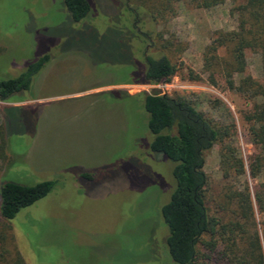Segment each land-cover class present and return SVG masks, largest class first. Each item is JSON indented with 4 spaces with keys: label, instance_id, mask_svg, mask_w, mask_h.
<instances>
[{
    "label": "rangeland",
    "instance_id": "obj_1",
    "mask_svg": "<svg viewBox=\"0 0 264 264\" xmlns=\"http://www.w3.org/2000/svg\"><path fill=\"white\" fill-rule=\"evenodd\" d=\"M88 2L93 13L81 25L71 20L63 0H0V79L16 77L28 63L50 55L32 89L14 98L22 102H0L7 135L0 184L57 181L46 197L13 220L0 216V264H9L15 253L26 264H175L161 217L175 188L174 164L151 152L142 101L127 100L126 94L184 96L217 126L234 125V144L246 170L241 182L253 187L264 181V175L254 180L249 174L250 158L258 153L244 116L252 101L229 89L221 66L205 63L216 33L237 29L234 4L205 9L180 0L158 23L143 15L141 31L152 28L158 47L163 42L157 35L163 32L178 67L170 83L150 85L117 84L141 63L142 43L133 26L140 19V2ZM150 47L147 54L159 52ZM217 55L227 56L226 48ZM245 56V75L264 85L260 53L246 50ZM231 77L237 86L240 76ZM219 151L214 144L205 153L209 202L222 190ZM208 208L216 215L212 202ZM254 218L261 234V217L256 212ZM253 231L248 228L249 235ZM223 239L216 237L213 250L199 245L201 263L221 264Z\"/></svg>",
    "mask_w": 264,
    "mask_h": 264
},
{
    "label": "trees",
    "instance_id": "obj_2",
    "mask_svg": "<svg viewBox=\"0 0 264 264\" xmlns=\"http://www.w3.org/2000/svg\"><path fill=\"white\" fill-rule=\"evenodd\" d=\"M138 1L140 5H137L136 13L143 27L146 25L141 21L143 15L146 14L152 23H158L164 20L168 11H173L174 4L180 0ZM189 1L205 9L226 1L234 4L232 12L238 17L237 29L216 33V37L206 47L205 63L215 65L216 62L217 66H221L223 73L229 76V89L252 101V108L244 116L250 143L258 149V153L250 158L249 174L251 179H259L264 175V85L245 75V52L256 50L260 53L264 75V0ZM63 4L74 23L86 25V20L93 13L88 0H63ZM145 33L151 39L152 49L159 52L145 54V48L141 46L138 51L141 59V63L137 64L138 70L130 71L133 76L127 75L117 84H168L176 75L178 67L172 61L173 44L164 39L162 32L157 35L158 41L163 42L158 47L156 38H152V28ZM219 48H226L227 56L219 57ZM49 61L50 55H43L28 63L18 76L0 79V102H22L23 99L14 98L32 89L34 78ZM233 73L240 76L237 86L231 77ZM126 97L127 100L142 101L147 114V128L152 135L151 152L162 155L174 164L172 177L175 188L161 208V217L168 231L166 245L171 260L175 264H206L200 262L199 245L213 250L219 235L225 237L223 241L227 243L221 253V264H264V181L253 187L246 181L241 182L246 170L234 144V125L217 126L184 96L141 92L134 96L126 94ZM214 144L220 146L222 190L218 200L209 202V182L204 163L205 153ZM6 150V129L0 124V161L6 160ZM82 176L91 177L90 174ZM56 185V180H46L31 186L3 181L0 184V216L5 221L13 220L22 209L46 197ZM211 202L216 215L209 211L208 203ZM256 212L261 217V234L255 230ZM251 227H254V231L249 235L248 228ZM205 235L210 239L207 242L202 240ZM9 264L26 263L19 253H15Z\"/></svg>",
    "mask_w": 264,
    "mask_h": 264
},
{
    "label": "flooded vegetation",
    "instance_id": "obj_3",
    "mask_svg": "<svg viewBox=\"0 0 264 264\" xmlns=\"http://www.w3.org/2000/svg\"><path fill=\"white\" fill-rule=\"evenodd\" d=\"M139 24H140L139 19H136L135 22H133V26H134V28L138 32V34H137L138 35L137 36L138 37V41L140 43H142L141 45L143 46V48H145L144 49V52L146 54V52L149 49L150 45L146 43V46L144 47L145 42H143V39L142 38H144L146 42H151V39L149 38V36L147 35V33H145V31H141ZM141 36H143V37L141 38Z\"/></svg>",
    "mask_w": 264,
    "mask_h": 264
}]
</instances>
